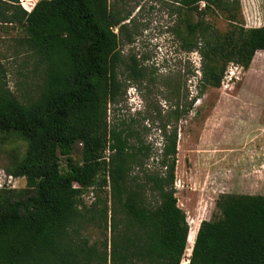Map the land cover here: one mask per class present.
<instances>
[{
	"label": "trees",
	"instance_id": "16d2710c",
	"mask_svg": "<svg viewBox=\"0 0 264 264\" xmlns=\"http://www.w3.org/2000/svg\"><path fill=\"white\" fill-rule=\"evenodd\" d=\"M169 1L185 14L184 31L175 34L201 56L200 95L221 86L230 63L248 69L264 51V25H245L241 0ZM213 14L228 21L227 30ZM130 15L110 0H38L31 11L0 0V21L24 28L45 73L36 96L18 97L0 68V137L26 143L7 167L26 185L0 189V264H181L188 249V264H264V194H220V215L202 220L190 245L176 196V123L168 130L170 120L160 121V157L134 128L108 123V104L119 94L114 28L124 32ZM78 143L81 161L72 157ZM95 185L109 187L110 200L87 207L82 189ZM87 223L104 234L100 243L85 233Z\"/></svg>",
	"mask_w": 264,
	"mask_h": 264
},
{
	"label": "rangeland",
	"instance_id": "374dc122",
	"mask_svg": "<svg viewBox=\"0 0 264 264\" xmlns=\"http://www.w3.org/2000/svg\"><path fill=\"white\" fill-rule=\"evenodd\" d=\"M110 2L131 15L124 32L114 28L121 50L116 66L119 94L108 104V123L134 128L143 140L158 147L155 157H160L163 146L160 121L170 120L168 130L176 123V196L187 214L192 245L200 222L220 215L216 208L220 194H264V51L255 54L248 69L240 65L235 69L230 63L221 86H209L200 95L201 56L197 50L184 49L174 32L177 27L184 31V11L178 12L177 5L169 0ZM241 5L247 27L264 25V0H241ZM210 18L221 31L228 29L222 15ZM26 36L22 26L0 21V68L4 78L18 97L33 98L44 83L45 73ZM133 65L141 70V77L131 76ZM175 110L180 112L178 120ZM83 147L82 143L75 146V161L82 160ZM25 148V141L16 136L0 137V181L2 172L23 157ZM61 162L65 167L66 158ZM17 177V188H23L25 177ZM81 199L87 207L96 203L99 208L110 200L109 187L83 188ZM87 226L85 233L91 242L100 243L104 239L102 231L94 223ZM189 256L185 253L183 259Z\"/></svg>",
	"mask_w": 264,
	"mask_h": 264
},
{
	"label": "built area",
	"instance_id": "2783aa9c",
	"mask_svg": "<svg viewBox=\"0 0 264 264\" xmlns=\"http://www.w3.org/2000/svg\"><path fill=\"white\" fill-rule=\"evenodd\" d=\"M37 1L38 0H19V3L27 11H31ZM231 64H232V67H234L235 69L239 67L238 64H235V63H231ZM4 171L2 172L3 178L0 181V188H17L18 187L17 181L19 178L11 173H8L6 171L4 172Z\"/></svg>",
	"mask_w": 264,
	"mask_h": 264
},
{
	"label": "bare ground",
	"instance_id": "6f19581e",
	"mask_svg": "<svg viewBox=\"0 0 264 264\" xmlns=\"http://www.w3.org/2000/svg\"><path fill=\"white\" fill-rule=\"evenodd\" d=\"M186 135V134H185ZM186 138V137H185ZM189 236V235H188ZM188 241H189V237H188ZM190 255V250H189V253H188V256ZM182 262H184L185 264H188V260L186 259H183Z\"/></svg>",
	"mask_w": 264,
	"mask_h": 264
},
{
	"label": "crops",
	"instance_id": "0c3cea01",
	"mask_svg": "<svg viewBox=\"0 0 264 264\" xmlns=\"http://www.w3.org/2000/svg\"><path fill=\"white\" fill-rule=\"evenodd\" d=\"M258 52V51H257Z\"/></svg>",
	"mask_w": 264,
	"mask_h": 264
}]
</instances>
